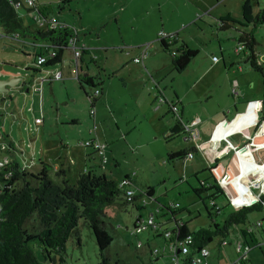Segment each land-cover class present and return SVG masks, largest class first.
<instances>
[{"label": "rangeland", "instance_id": "rangeland-1", "mask_svg": "<svg viewBox=\"0 0 264 264\" xmlns=\"http://www.w3.org/2000/svg\"><path fill=\"white\" fill-rule=\"evenodd\" d=\"M23 1L26 4L28 3L27 0ZM245 1H250L255 14L260 9L264 8V0H209V15H205L201 13L202 9H200H206L207 1L204 0H70L69 3L64 4L63 9H59V5L61 4L59 0H39L42 8H47L48 17L55 19L57 23H65L74 27L78 32L79 43L85 44L86 47L91 48L93 53L98 56L97 59L99 64L93 63L92 66L97 70L96 75H98L99 81L103 83L97 86L86 85V91L90 94V97H87L86 91L80 86L76 75L72 74L68 76L66 74L71 62V66L74 69L73 51L67 49L62 64L47 69L48 71H54L58 68L62 69L65 73V79L63 81L56 80L52 83L45 84L44 120L42 115H39L38 108H36V111H30L31 109L23 110L24 116H27V121L24 116L15 120L11 114L7 112L2 113L1 111L4 108L3 104L8 102H0V161H4L7 158L13 159V156H15V159L21 166L29 170H35V168L39 167V161L41 159L51 165H53V162L60 163L57 156L63 152L62 159L68 158V161L70 159L69 163H74L71 167L69 163L67 164V166H69L67 168V177L72 183L76 182L78 172L83 169L82 163L84 160L88 162L86 165L87 168L95 167L96 171L106 172L109 177H117L122 174L121 171L131 172L132 170H136L137 177L135 178L138 179L139 184L150 180L151 183L148 184L155 186L156 195L160 198V200H158L159 202L162 203V201H164V204L172 209H174L175 206L173 204L176 202L181 204L182 210L176 213V216L182 217L187 222V226L191 232L201 227L208 226L209 222L212 221L206 209V204L210 205L211 202L210 198L207 196L210 192H202L199 195L194 191V188L200 187L201 184L198 182V179L200 181L203 177L208 176L210 172L200 171L196 176L194 173L196 163L188 162L189 167L184 174L185 170H183V165L186 162H182L183 160L176 158L173 160L169 159L168 145L176 144L184 148L188 145L192 146L193 143L185 141V135L181 131L171 134V140L164 139L163 135L159 134L157 131L156 126L151 124L152 121H143L144 118L138 115L145 114L144 111L146 112V109L135 106L136 104L132 105L135 106L134 109L141 108V110L134 111V116H128L129 113L133 112L127 113L124 102L133 100L132 96L137 101V95L131 88V75L136 76L137 71H129L128 73V71L124 69L121 73L125 79L115 77L111 79L113 82H110L114 84H109L108 81H110V79L107 78L102 67L106 61V51H104V49L109 48L110 51H113L115 46H124L123 43L129 46L127 42L135 37V32L138 31L140 26L151 25L154 22H158L160 25L163 19L166 23H175L178 20L183 21L184 24L187 25V27L181 31L183 36L190 32V34L197 38L199 27L203 26L206 37L209 35L214 45L219 42L220 44L222 43V45H226L227 48L228 44L231 43L235 46L237 45V40H232L230 38L234 35L237 37L238 34H236L235 29L231 28L221 31V29L216 27L217 21L215 18L228 12L226 11L227 8L229 11H232L234 15L242 17V6ZM25 11L24 8L19 10L20 13L24 14L23 19L25 24L32 29H36L37 23L33 18H30ZM196 13H198V15H196ZM241 21H243V19H241ZM248 29L250 30L251 27ZM254 35L258 41L257 50L264 51V23L254 29ZM206 37H204L205 41L207 39ZM11 40L12 39H4L2 36L0 37V64H2L4 59H8L3 51L5 48L4 43L7 41L15 44L16 46L13 47L11 51L14 52L15 50V52L20 55H12L11 58L15 59L10 60H12L14 66L5 67V70L10 72L21 70L24 76L28 78L29 72L23 69V66L24 64L28 66L32 63L34 57L32 48H28L30 55L24 57V55H21L22 52L18 47L21 43L18 40ZM194 44L203 46V44L197 40L194 41ZM229 51L233 53L234 57L236 56L233 52V48L229 49ZM125 52L122 53L119 49L114 50V62L122 58L123 55L128 57L129 62H132L130 56ZM167 54L172 58L169 52H167ZM214 54L217 56V60L218 58L220 60L218 67L220 69H225L219 50L216 49ZM202 56L203 54H200L198 59L200 62L205 59L207 67L213 63V55H210L208 58L204 57L203 59ZM110 60L111 58H109V61ZM100 64H102V66ZM241 65V70L242 67H248L250 71L262 74L260 70L253 68L249 63H241ZM226 69L241 71L237 63L232 65L227 64ZM189 73V71H177L175 74V82H179L184 88L188 87L191 82ZM44 74L43 72L38 76L41 77ZM2 77H9V75L0 74V78ZM124 80L127 81L130 91L124 89L121 85ZM164 83L167 84L168 88L170 87L171 83L169 78H167ZM202 84L203 81L198 85L199 90ZM101 87L104 88V92L107 90L109 91V88H111L112 90L110 92L113 99L112 101L104 100V98L102 99L103 95H99L95 105V109L98 112L94 123V118L90 114L91 102L93 99L91 97L95 89ZM52 88L53 92L51 91ZM38 91L39 90H37V95ZM199 92H201V90H193L190 96L187 97L186 103L184 102L185 117L189 116V112L197 110L198 112L202 111L200 107L204 101L198 102L196 99ZM151 94V96L145 94L148 102L142 103L143 100H140L141 103L139 104L141 106L144 104L148 107L150 99L154 104V92L152 91ZM107 96H109V93ZM17 97L19 98V106L21 105L22 107L25 104V98L21 94L17 95ZM31 101L32 100L28 102L26 107L32 103ZM92 108V110H94V107ZM130 110L133 111V107L130 108ZM35 115L36 124L33 123ZM146 115L147 119H152L150 111H147ZM29 121L32 122L30 125ZM116 122H118L119 129L116 126ZM94 124H96V133L100 140L107 144V155L109 158L107 164H100V158L97 152H94L91 147L85 148V146L81 144L82 141L94 136V133H91ZM37 126H39V128H37ZM27 127H29V130ZM6 135L13 137L14 142H16V151H9L6 148L1 149L4 148L3 146L8 142L5 139ZM31 137L34 138L32 144ZM61 139H64L63 141L67 142L69 145H73V149L76 148V151L73 153L74 155H71L72 157L68 156L66 151L61 150ZM19 140H23L22 143H20ZM45 140L46 143H44ZM54 142H58V144H52ZM33 144L35 151H33ZM42 153L46 154L45 157H42ZM90 156L94 157V159H89ZM195 157L200 161L202 159L201 153H195ZM76 160L77 169H75ZM116 160L120 162L118 167H116ZM197 163L201 165V162H198V160ZM214 163L219 164L217 176L220 178L219 180L225 184V195L227 196H218L214 199L217 204L222 206L220 213H216L214 209H211L213 213L212 218L221 223L232 209L231 206L227 205L228 200L226 198L232 200L234 208H239L243 203H240V197L237 192L239 191L240 195L244 198L248 197L249 190H244L246 183H241L238 187L237 184L241 182L243 178L247 180L246 178L249 176L245 174V172V176H237L238 172L237 174L234 173L232 170L233 162H230V155ZM228 164L231 165V167L228 168L229 172L223 175L226 173L225 169ZM212 168H215V165H213ZM110 169H114L113 172L115 170L117 171L111 173ZM213 172L215 171L213 170ZM50 176L55 181L61 179L56 174L54 165L50 171ZM256 192L259 191L254 187V195L251 196L255 198L257 196ZM136 212L137 210L135 208L128 205L127 209H119L116 215L108 219L111 222L109 231L113 236L109 252L113 257L121 258L126 262H135L139 252V254H142L144 249L146 252L148 251L147 245L143 246V248L137 247L139 240L144 241L147 237L146 233L148 231L139 234V236H135L128 230V228L131 229L132 227ZM142 213L145 216L147 210H142ZM172 215L173 213L168 208H163L161 212H157V217L162 222L171 220ZM263 216L264 210L252 211L248 216L247 222L234 226L228 238L233 239V236L236 235L234 230L240 233V228L243 229L247 224H253L260 219L262 220L263 226L258 227V230H260V238L264 239V231L261 230L264 229ZM172 224L173 221L171 220L169 223H165L163 228L166 225L169 227ZM79 230L82 246H79L73 237L69 239L67 243L68 264H98V245L92 230L84 220H80ZM249 236L250 235H248V239H250ZM219 239L220 237L216 238L211 245H216ZM156 241L160 242L162 246L164 245V237L160 236ZM213 247L214 246H211V248ZM259 248L260 247L257 246L255 249L261 253ZM149 258L150 256H148V259ZM166 259H170L172 263L171 256L166 255ZM259 261L264 264L263 254Z\"/></svg>", "mask_w": 264, "mask_h": 264}, {"label": "trees", "instance_id": "trees-1", "mask_svg": "<svg viewBox=\"0 0 264 264\" xmlns=\"http://www.w3.org/2000/svg\"><path fill=\"white\" fill-rule=\"evenodd\" d=\"M59 1L61 2L59 9H63L64 4L69 3L70 0ZM27 2L26 4L23 0H0V28L4 39L20 41L19 49L24 57L30 55L28 48H32L33 61L25 70L32 77L49 72L48 68L62 64L65 52L67 49L72 50L73 42H76L81 48V55L76 66L78 69L81 66L82 70L88 48L85 44L79 43L77 30L65 23H57L55 19L48 17L47 8H42L39 0H27ZM244 5L243 21L229 17L221 18L217 21L216 27H220L221 31L234 28L238 34L236 37L238 51L241 50L246 55L250 66L261 71V62L258 63L257 60L258 41L254 35V29L264 23V8L254 16H248V9H251L252 4L250 1H245ZM21 8H24L26 14L37 23L36 29L25 24L24 14L19 12ZM249 27H251L250 30ZM162 33H166V36L162 37ZM155 40L170 53L173 68L178 72H182L199 52L197 48L189 46L186 40L179 36L178 31L161 29ZM151 43L148 42L141 47L139 55L133 59L134 62L144 65ZM4 44L11 48L15 46L9 42ZM40 57H44L45 61L39 63ZM213 59L217 60V56H214ZM85 63L88 64V62ZM90 63L96 64L95 60ZM56 71L61 70L56 69ZM76 77L83 89L86 85L97 86L102 83L99 81L98 75L83 74L80 69ZM149 87L154 92V104L166 106L168 112L174 116L178 130L172 131V134L181 131L185 135V141L197 142L198 121L184 116L185 108L182 101L178 98H167L163 93L161 81H153L152 84L149 83ZM192 121H196V123L192 124ZM193 132L196 137L191 139L189 135ZM95 140L88 141L95 142ZM85 147H92L99 156L98 150L93 146L86 144ZM192 150L195 149L169 153V159L182 160ZM105 154L107 161L103 162L99 156L100 164L108 163L109 158L106 151ZM2 162L0 165V264H68L67 243L69 239L73 237L77 244L82 246L79 230L80 220H84L96 238L98 264H152V262L144 263L139 256L137 260L140 263L137 260L126 262L111 255L109 247L113 236L109 231L111 222L108 219L116 215L119 209H127L128 205L141 211L145 205L140 200L144 196L152 197L154 185L149 187L143 183L139 184L134 176L129 175L117 180L107 176L106 172L94 170L95 167H84L80 170L75 183L70 182L67 177V168L61 167L56 169V174L61 179L55 181L50 176L53 165L46 161L40 160V166L35 170L24 168L15 158H7ZM210 179L213 178L210 177ZM205 182L204 186L194 188V191L199 195L202 192H210L207 196L211 202L216 203V205H211V202L210 205L206 204V209L212 219L208 226L201 227L194 232L189 231L186 222L176 219V213L182 210L179 205L173 204L175 207L172 209L168 205L161 204L158 200L157 203H160L162 210L168 208L173 213L171 220L174 226L171 229L158 227L157 212L160 210L154 211L153 214L146 217L135 218L133 227L129 229L135 236L145 231H154L155 239L160 236L164 237L163 246H153L149 241L145 243L148 246L147 253L149 252L148 256L151 259L157 255L160 256L161 251L169 249L172 252L173 264L175 262H177L176 264H194V260L202 248L208 249V246L218 237H220L219 240L227 241L234 226L246 223L252 211L264 210V194H261L256 201L244 204L239 208H234L233 204L228 201L227 205L232 207L231 212L223 222L219 223L212 218L211 209L220 213L222 206L217 204L214 199L218 196L226 197V195L217 185L216 180H212L209 185H206ZM154 199L156 200V198ZM226 199L228 200V198ZM151 216L154 218L155 225L147 222ZM142 224H146V227L141 231H136ZM253 224L256 228L263 226L262 220ZM243 233L248 232L244 230ZM187 236L190 238L186 243ZM182 241L188 247L186 253L182 251ZM142 244L141 240L137 247H141ZM247 245L249 246V242ZM247 263L248 260L245 258L238 264Z\"/></svg>", "mask_w": 264, "mask_h": 264}, {"label": "crops", "instance_id": "crops-1", "mask_svg": "<svg viewBox=\"0 0 264 264\" xmlns=\"http://www.w3.org/2000/svg\"><path fill=\"white\" fill-rule=\"evenodd\" d=\"M206 2V9H202L201 13L205 15H209V9H208V3L209 0H204ZM245 2H243L242 6V14L244 15L243 7ZM249 13L248 16H254L255 12L254 9L251 7V9H248ZM198 11V10H197ZM219 15L217 18H215L216 21H218L221 18H233L236 20L243 19V16H236L233 14L232 11ZM198 15V13H196ZM187 25L184 24L183 21L178 20L175 23H166L163 19L162 24L159 25L158 22H154L151 25H145L140 26L138 28V31L135 33V37L131 39L128 43L129 46H127L126 43H123L124 46H115V49H119L122 53L125 52L127 55L130 56V59L132 62H129L128 57L125 55L122 56V58L117 59L116 62H114V55L113 51H110L109 48H105L104 51H106V61L105 64L102 66L100 64L107 76V78L110 79L109 84L113 82V78L119 77L121 79H125L122 76V71L125 69L128 71H137L136 76L131 75V88L133 92L137 95V101L132 96L133 100L124 102L125 108H127V113H129L128 116L133 115L134 111L141 110V108H135V106L142 107L146 109L145 114H138L143 119V121H152L151 124L156 126L157 131L159 134H162L164 139H170V136L172 134V128L176 125V121L174 119V116L172 114H169L168 109L164 105H155L152 103L150 99V103L148 104V107L146 105H140V100H143V102L147 101V97L145 94H148L151 96V92L153 90L149 89V83H153V81H161V86L163 87V93L167 96V98L171 99H180L182 101V104L184 102L186 103V99L188 96H190L191 92L193 90L200 91L198 96L196 97L198 102L204 101L201 105L200 109L201 112L193 111L189 112L188 119H196L198 121L197 125V131H198V140L190 141L193 143L192 146L188 145L182 148L181 146H177L176 144L168 145L169 153L172 152H178L184 149H195L192 150L193 156L190 157L189 154L186 155L184 159H182V162H186L183 165V170H185L184 174L188 170V162L190 163H196L195 167V175H198L200 171H209L210 174L208 176L203 177L202 179H198V182L201 184L200 186H204V182L206 185H209V183L212 182V180L217 181V185L220 187V189L225 193V184L222 183L220 178L217 176L218 174V168L219 164H215L214 162H218L220 159L228 157L230 155V162L232 161V170L234 173L240 176H245V174H248L247 180L242 179L241 182L237 184V187L241 185V183H246V186L244 187V190H249L248 197L244 198L240 195V192L238 191L237 194L240 197V203L249 204L253 201H256L261 194H264V51H258V63L261 65V72L256 73L254 71H250L248 67H242L241 70V63H249L248 58L246 55L240 50L238 51L237 45H233V43L228 44V48L226 45H222L219 42L217 44H213V41L211 37H206V32L203 30V26L199 27V32L197 38H195L190 32H188L185 36H183L181 31H183ZM164 29L166 31H178L179 36L186 40V43L191 46L192 48H197L199 50L198 54L190 61V63L185 67L183 72L189 71L191 76V82L188 87L184 88L180 85L179 82H175V74L177 73V70L173 68L172 59L167 54L166 50L162 47V44L160 45L159 42H157L156 35L161 30ZM220 29V27L218 28ZM1 31V30H0ZM4 37L2 33H0V37ZM206 37V41L205 38ZM232 40L236 39V36L230 37ZM200 41V43L203 44V46H197L194 44V41ZM12 41V40H11ZM7 42V41H6ZM20 42V41H19ZM151 43V47L149 50V53L147 57L145 58L144 65L138 64L133 61L134 57L138 56L141 50V47L148 43ZM21 43V42H20ZM15 45V44H14ZM126 45V46H125ZM4 52L5 55L8 57V59H4L2 64H0V74L1 75H9V77H2L0 80H9L14 81L13 86H8V90L0 92V102H8L3 104V110L2 113L7 112L8 114H11L12 117L16 120L17 118L24 116L23 110H30V111H36V108H38L39 115H42L45 110L44 105V96H45V84L52 83L56 80H64L65 79V73L62 69H57L62 71V77L60 79L54 78L55 70L46 72L43 76L39 77L31 76L29 73L28 78L24 76L21 70H15L14 72H10L5 70V67H13L12 60L15 59L11 58L12 55L17 54L11 47H9L7 44L4 45ZM16 46V45H15ZM14 46V47H15ZM215 46V47H214ZM19 47V46H18ZM88 48V47H87ZM219 50L221 53V59L223 61V66L225 69H220L218 67V64L220 63V60H214L213 63H211L208 67L206 66V60L199 61V55L203 54L202 59L204 57L208 58L210 55L216 56L214 54L216 49ZM233 48V52L236 54V56H233V53L229 51V49ZM17 49V47H16ZM109 50V51H108ZM164 52H163V51ZM20 55V54H17ZM97 55L93 53L91 48H88V53L86 56V61L88 64L84 62L79 67L81 73L89 74V75H96V69L93 68L92 63H90L92 60H95L96 63H98ZM109 58L111 60L109 61ZM217 62V63H214ZM239 64L240 70L237 71L235 69L228 70L226 69L227 64ZM70 64V63H69ZM99 64V63H98ZM72 65V62H71ZM70 65L68 68V71L66 74L68 76L70 75H78L79 69L76 66V63L73 61L74 69ZM16 66V65H15ZM246 66V65H245ZM27 67V64H24L23 69ZM101 67V68H102ZM77 68V71H76ZM256 69V68H255ZM74 70V71H73ZM28 74V73H27ZM168 78L170 79V87L168 88L167 84L164 83L165 80ZM128 76V74H127ZM31 78V79H30ZM77 78V77H76ZM14 79V80H13ZM120 79V80H121ZM128 80V79H127ZM122 81V80H121ZM203 81V84L199 90L198 85L200 82ZM103 83V82H102ZM105 84V80H104ZM118 84V83H116ZM124 89L130 91V87L126 80L123 81V84H121ZM100 90V93L95 95L93 92V96L91 98V109L90 114L94 118L95 123V117L98 111L95 109L96 101L99 97V95H103L102 99L104 100H110L112 101L113 96L111 94V88H109V91L104 92V88H98ZM37 90L38 95H37ZM44 90V91H43ZM236 90V92H234ZM53 92V88L51 89ZM86 91V86H85ZM109 93V96L108 93ZM106 93V94H105ZM21 94L25 98V104L21 107L19 106V98L17 95ZM141 94V95H140ZM217 96H216V95ZM87 97H90V94L86 91ZM107 96V97H106ZM29 101L32 100L31 104L26 107ZM148 102V101H147ZM133 104H136L135 106H132ZM131 105V106H130ZM145 106V107H144ZM94 107V113H91V110ZM133 107V111L130 110V108ZM147 111H150L152 114V119H147ZM188 113V112H186ZM170 115V116H169ZM137 116V115H135ZM36 115L34 116L33 123L36 124ZM25 120L27 121V116H24ZM44 120V117H43ZM32 122L29 121V125ZM116 126L119 129L118 122H116ZM39 128V126H37ZM29 130V127H27ZM139 130V129H138ZM94 133V136L82 141L81 144L84 146L86 145V141L91 139H96L100 142H102L99 138V136L96 133V124H94L93 130H91V133ZM7 144L4 145V148L1 149H7L9 151L15 149L16 142H14L13 137L10 135H6L5 137ZM34 138L31 137V144L33 142ZM64 139H61V150L66 151V154L68 156H73L74 152L76 151V148H72L73 145H69L67 142L63 141ZM23 140H19L20 143H22ZM46 143V140L44 141ZM103 143V142H102ZM54 145H57L58 142L52 143ZM106 144V143H105ZM71 146V149H70ZM86 148V147H85ZM92 148V147H91ZM33 151H35L34 144H33ZM95 152V150H93ZM105 151L107 153V144ZM239 153L246 154L245 157L247 158V161H241L239 156ZM195 153H201L202 159L201 161L195 157ZM46 154L42 153V157H45ZM66 156V155H65ZM64 156V157H65ZM71 156V157H72ZM16 158L15 156H13ZM58 159L60 160V163L53 162L54 169H59L61 167L68 168L67 164L69 163L68 158L62 159L63 152H61L58 156ZM249 157V159H248ZM94 159L93 157H89V159ZM42 160V159H41ZM55 161V159L53 158ZM201 162V165L197 163ZM45 161V160H43ZM76 162V168L77 169V160ZM72 162L69 163L70 167L72 166ZM88 162L86 160L83 161L82 166L83 168L86 167ZM105 164V163H104ZM107 164V163H106ZM103 165V164H102ZM120 165V162L116 160V167ZM199 165V166H198ZM213 165H215V168H212ZM40 166V165H39ZM231 167L230 164L227 165L225 172L223 175L227 174L229 172L228 168ZM96 170V168H95ZM114 169H110L111 173H115ZM213 170L215 172H213ZM220 170V169H219ZM217 172V173H216ZM221 172V170H220ZM117 177H113L117 180L122 179L124 176H134L137 177V171L132 170L131 172H122ZM212 177L213 179H210ZM137 179V178H136ZM209 179V180H208ZM138 180V179H137ZM149 187L152 186L148 183H151L150 180L147 182H143ZM254 187L258 189L259 192L257 193V196L254 198L251 195H254L253 190ZM198 188V187H195ZM209 195V193H208ZM227 197V196H226ZM156 198V200L154 199ZM145 199V201H144ZM157 200H160V198L156 195V190L154 188V192L152 197L144 196L140 201L145 207L142 210H147V214L144 216L142 213V210L136 212L132 227L135 223V218L138 216L146 217L148 215L153 214L154 211L160 210L162 211V207L160 206V203H157ZM228 201L233 204L232 200L228 199ZM165 202L162 201L161 204H164ZM174 203V202H172ZM178 204L180 208L181 204L175 203V205ZM157 218V217H156ZM177 220L186 222L182 217H177ZM264 219V216L262 217ZM157 221L159 222L158 227L162 228L165 223H169L170 221L167 220L166 222H162L157 218ZM260 219L256 221L258 223ZM187 223V222H186ZM253 223V222H251ZM174 226L173 224L171 226H165L163 229H171V227ZM131 227V228H132ZM188 227V226H187ZM189 229V228H188ZM129 230V228H128ZM247 231L249 233L248 239V233H243ZM263 230V229H261ZM190 231V230H189ZM195 231V230H194ZM146 232V231H145ZM234 230V233L236 234L233 236V239L227 238V242L224 243V241L219 240L216 245H210L208 246L209 254L207 258L203 261L202 264H231L238 256L239 250L238 246L240 244H243V251H245V246L247 245V242H249L250 250L247 252L246 259L248 260L247 264H262L259 260L261 259V255H264V239L260 238V230L254 226V224H247L243 229L240 228V233ZM147 237L144 239L143 244L140 248H143L146 242H151L153 246L161 245L160 242H157L155 239L156 235L154 231H148ZM155 235V236H153ZM136 236H139L137 234ZM141 241V240H139ZM222 241V242H221ZM162 246V245H161ZM166 246V243H165ZM211 246H214L211 248ZM257 246H259V250H261V253L258 252V248L255 249ZM140 253V252H139ZM138 256L141 257V260L144 263H150L152 264H173L171 263L170 259H166L167 256H171L172 252L169 251V249L163 250L162 254L157 255L156 257H151L148 259V253L144 249V252L142 254H139ZM174 253V252H173ZM137 256V259H138ZM172 257V256H171ZM138 263H140L137 260Z\"/></svg>", "mask_w": 264, "mask_h": 264}, {"label": "built area", "instance_id": "built-area-1", "mask_svg": "<svg viewBox=\"0 0 264 264\" xmlns=\"http://www.w3.org/2000/svg\"><path fill=\"white\" fill-rule=\"evenodd\" d=\"M161 36H162V37L166 36V33H162ZM72 50H73V56H74V58H75V63L77 64L78 58H79L80 55H81V48L78 47V45H77L76 42H73V44H72ZM215 59H216V58H215ZM136 60L138 61L137 58H136ZM44 61H45V58H44V57H40V58L38 59V62H39V63L44 62ZM76 71H77V69H76ZM54 77H55L56 79H60V78L62 77V72H61V71H56ZM234 92H236V90H234ZM99 93H100V90H99L98 88L95 89L94 94L97 95V94H99ZM91 113H94V110H91ZM195 123H196V121H192V124H195ZM195 137H196V134H195L194 132H193L191 135H189V138H191V139H192V138H195ZM86 144L91 145V146H93L94 148H96V149L98 150V152H99V156H101V159H102L103 162H106V161H107V156H106V154H105V144H103L102 142H100V141H98V140H95V142H94V141H87ZM245 155H246V154L239 153V151H238V156H239L240 160L243 161V162L245 161V159L247 160V158L245 157ZM189 156L192 157L193 154L190 153ZM247 161H248V160H247ZM2 163H3V162L0 161V165H1ZM211 205H216V203L212 201V202H211ZM147 222H148L149 224H154V218H153V216L149 217V218L147 219ZM154 225H155V224H154ZM145 227H146V224H142L140 227H138V228L136 229V231H141V230L144 229ZM167 234H168V233H167ZM189 238H190V236H187V239L185 240L186 243L188 242V239H189ZM226 242H227V241L224 240V243H226ZM242 247H243V244H240V245L238 246L239 256H238V258L233 262V264H238V263L240 262V260L246 258L247 252L250 250V246L246 245V246H245V251H244V252H241V251H243ZM182 251L185 252V253L188 251V247H187L186 245H184V242H183V241H182ZM208 254H209L208 249H207V248H202L201 251H200V253L196 256V258H195V260H194V264H202L203 261H204V260L206 259V257L208 256ZM176 263H177V262H175V264H176Z\"/></svg>", "mask_w": 264, "mask_h": 264}, {"label": "water", "instance_id": "water-1", "mask_svg": "<svg viewBox=\"0 0 264 264\" xmlns=\"http://www.w3.org/2000/svg\"><path fill=\"white\" fill-rule=\"evenodd\" d=\"M14 80V79H13ZM14 81H9V80H0V92L8 90V86H13L14 85ZM178 130V125H175L172 128V131L175 132Z\"/></svg>", "mask_w": 264, "mask_h": 264}]
</instances>
